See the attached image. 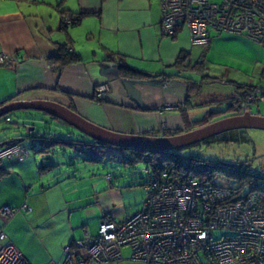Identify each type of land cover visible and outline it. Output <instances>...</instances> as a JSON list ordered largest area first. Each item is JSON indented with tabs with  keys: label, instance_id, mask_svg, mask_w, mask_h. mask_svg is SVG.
<instances>
[{
	"label": "crops",
	"instance_id": "crops-1",
	"mask_svg": "<svg viewBox=\"0 0 264 264\" xmlns=\"http://www.w3.org/2000/svg\"><path fill=\"white\" fill-rule=\"evenodd\" d=\"M70 13L83 15L78 23L62 27L61 15ZM160 24L159 0H0V53L11 56V61L0 63V101L10 97L56 101L97 125L122 133H158L164 123L179 124L176 114L164 112L160 106L165 99L176 105L186 98H178L156 86L136 85L146 102L139 107L118 91L116 72H102L103 63L120 62L145 73H177L173 64L181 53L190 61L194 56L205 62L206 51L222 34L211 31L207 44L196 45L191 43L184 25L168 36L163 34ZM62 45L77 54L78 59L58 69L50 58L58 55ZM184 76L195 79L192 73ZM101 82H107L110 89L98 100L93 92ZM236 87L233 96L240 93L239 84ZM26 131L28 138L45 143L37 137L38 132L33 136L34 130L30 134L27 128ZM27 137L18 134L3 139V142L17 141L27 154L21 161L2 162L0 190H7L9 182L15 183V190L0 197V205L17 206L25 201L32 210L17 212L9 219L0 217V228L32 264L61 263L62 247L83 237H76L71 226L67 208L70 200L62 187L66 181L60 183L61 178L57 177L50 181L47 176L54 171L39 173L35 156L33 173L38 177L34 175L37 179L29 181L34 186H27V179L23 178L28 168ZM56 179L59 181L55 182ZM37 183L40 187L36 194L40 198L35 202L27 190ZM43 185L48 187L41 189ZM21 190L26 193L21 194ZM39 199L45 201L42 207ZM128 259L131 260L129 256L122 257L116 264H128L125 263Z\"/></svg>",
	"mask_w": 264,
	"mask_h": 264
},
{
	"label": "rangeland",
	"instance_id": "rangeland-1",
	"mask_svg": "<svg viewBox=\"0 0 264 264\" xmlns=\"http://www.w3.org/2000/svg\"><path fill=\"white\" fill-rule=\"evenodd\" d=\"M212 1L219 2L220 0ZM213 36H215L214 33ZM219 37L220 38L215 40V43L206 51V61L203 62V64H195V66H193L196 59L192 56L193 60L192 62H188V64L185 59H180L178 65L173 64V66L177 68V74L179 76H177L176 73L168 74L166 72H160L161 75H159L158 78L161 80L163 86L166 85L168 80L172 77L185 82L186 99L184 98L185 100L176 105L171 99L163 100L160 106L161 110L171 115L176 114L177 118L180 119L179 124H174L173 126L164 123L160 126V129L157 130L158 133L151 132L147 133V135L181 134L192 129L203 127L219 119L228 116L242 115L244 113L264 116V93H259L262 89L259 90L257 88L262 85V83L259 82L261 81V78H259V71L264 67V44L246 35L230 33L228 31H222ZM190 73H192L195 79L184 76ZM262 78H264V76H262ZM101 84H103L105 88L107 87V89L104 95L98 100L103 99L110 89L107 82H101L97 85L101 86ZM237 84L252 85V87H249L248 93L240 97L241 102L240 100H235V96L238 94L234 96L231 94L237 89ZM231 97H233L235 105L236 103H240L236 108H233L234 105L233 107L229 106L231 111H229L228 115H224L226 112L222 113L221 110L226 108L225 102H229L228 100H230ZM257 99H259V101ZM212 109L215 110V113L207 116L209 119L207 122L198 126L194 123L191 124V119L202 117L206 119L205 116L208 114L207 112ZM5 115L9 118L8 121L5 120ZM33 126L35 128L34 132L32 129ZM171 126H173V128H170ZM26 128L29 130L28 134L33 132V136L34 134L37 135L38 132L39 134L37 137L48 136L49 133L60 135V137L64 139H79V135L84 136L80 131L67 123L35 109L12 110L0 116V140L18 134L27 137ZM233 130H239L240 134L238 135L242 138H218L221 134L218 133L191 145L175 149V151H178L182 155H198L212 162L221 164L248 163L250 165L248 174L257 179L258 187H264V128L244 127ZM25 140V146L28 151V157L25 159V162H27L28 168L25 170L23 178L27 179V186H34V184L29 182L31 179H37L38 177L36 175L37 173H33L36 168V166H33V156L37 157L38 166H41L42 162L52 163V160L39 158V156L45 157V154H39L41 153L39 150L41 146H43L41 142H36L37 140L32 139V137H27ZM54 145L49 146V148H52ZM106 152L110 153L112 150L108 148ZM46 153L48 158L54 157L58 164L55 171L50 173L47 177H53L51 178L52 180H50L53 181L56 178L54 176L56 173L57 177L61 178L60 183L66 181V183L62 184L64 185L62 187L65 191L67 200H70V203L67 204V208L70 210V222L72 228H74L73 231L76 237H83L85 232L94 234L97 230L99 220L105 212H109L110 216L123 218L142 208L145 192L149 191L144 187L145 185H143V180L145 178L144 169L147 168L150 171L143 163L124 165L118 161L119 157L116 155H100L98 160H84L82 156H76V153L71 148L66 149L65 152L59 149H51ZM3 161L0 162V174ZM164 173L166 172H162L161 176L158 177V180H162V182L157 186H163L162 184L167 181V177H163ZM107 174L111 175V183L114 186H109L106 177ZM171 177L177 178L172 175ZM215 177L216 185H211L209 182L207 184L201 183L197 179L194 180L206 187L218 186L228 189L230 191L228 192L229 197L223 199L218 204L220 205L226 202L234 206L237 203H235V201L238 200L239 202L241 198L234 197L231 189L227 186L236 187L238 184L237 180L230 179L225 173ZM189 179L193 178H182L179 181H190ZM6 186L7 190H0V197L5 195L8 196L10 192L15 190L14 182H9ZM39 187L37 183L35 188L31 187L27 190V195L32 196L33 199L35 198V202H38L37 198H40V196L36 194ZM25 189L24 187V190ZM247 189V187H244L242 193H245ZM24 192L25 191L21 190V194H24ZM34 194L36 195L34 196ZM39 200H41V206L45 201L42 202V199ZM26 212H28V210H26ZM31 213L32 212H30V214ZM11 217L13 216H10V218ZM76 241L77 240H74L72 244L64 245L63 247L69 246L71 249L74 247L78 248V246L75 245ZM17 249L20 251L19 248ZM129 252V248L125 247L123 249V257L128 258L129 255L127 253ZM20 253L24 256L21 251ZM119 261H121V259ZM126 262H128V264H145L142 260L139 261L132 258L131 260L128 259V261H125V263Z\"/></svg>",
	"mask_w": 264,
	"mask_h": 264
},
{
	"label": "built area",
	"instance_id": "built-area-1",
	"mask_svg": "<svg viewBox=\"0 0 264 264\" xmlns=\"http://www.w3.org/2000/svg\"><path fill=\"white\" fill-rule=\"evenodd\" d=\"M159 2L165 35H174L184 25L196 45L207 44L211 31L244 34L264 44V0ZM60 21L66 26L72 22L67 14ZM7 61L11 56L0 53V63ZM257 88L264 93V86ZM106 89L97 85L94 97L99 99ZM26 154L17 141L0 145V162L20 161ZM144 172V187L149 191L140 210L123 218L104 215L94 234L87 232L75 242L78 248L63 247L61 263L47 264H115L125 247L130 258L145 264H264V207L258 205L254 193L235 201L234 206L219 205L229 197L228 189L206 187L194 179L181 182L167 173L163 174L167 181L157 186L162 180L147 168ZM16 211L0 206V217L9 219ZM0 264H31L1 230Z\"/></svg>",
	"mask_w": 264,
	"mask_h": 264
},
{
	"label": "trees",
	"instance_id": "trees-1",
	"mask_svg": "<svg viewBox=\"0 0 264 264\" xmlns=\"http://www.w3.org/2000/svg\"><path fill=\"white\" fill-rule=\"evenodd\" d=\"M67 15L71 17V21H72L71 25H74L80 21L83 13H75V14L70 13ZM60 25L62 27H68L66 25H63L62 23ZM58 50H59L58 55L50 58L51 62L56 63L57 65L56 67L58 69H61L62 66H64L65 64L78 59V55L73 52H70L67 47L66 48L64 47V45L59 46ZM185 57H186V54L181 53L180 56L177 57L174 65H178L179 60L180 59L183 60ZM186 60H188L187 57L185 61ZM117 62L118 61H116V63ZM188 62H192V61L188 60L187 64ZM117 64L120 66L119 72L121 73L122 76L135 77V78H140V77L147 78L146 73L138 68H135L130 65L122 64V63L120 64V62H118ZM195 64L196 65L203 64L202 59L200 58L196 60L195 63H193V66H195ZM261 70H262L261 77H260L261 81L259 82H261L262 86H264V78H262V76H264V67H262ZM177 76L179 75L177 74ZM249 87H252V85L239 84L238 91L240 90L239 91L240 93L237 96H235V100L239 101L242 95H246V93H248L249 91L248 90ZM11 99H13V97L0 101V106L6 102H9ZM233 100H234L233 97H231L230 100H228L229 102H225L226 108L221 110L222 113L226 112L224 115L229 114V111H231L230 107H233L234 105L233 108H236L237 105L241 102L240 100V102L236 103L235 105ZM207 113L208 114H206L205 116L206 119L204 117L198 118V119H191V124L194 123L197 126L204 124L205 122L209 120L207 116L209 114L210 115L214 114L215 110L213 109L209 110ZM5 117L7 116L5 115ZM53 118H56V117H53ZM32 129L35 130V128H32ZM239 132H240L239 130H231V131L229 130L227 132L221 133L220 136H218V138L220 137L228 138L229 137V139H239V138H242L241 136L238 135L240 134ZM82 135L84 134L82 133ZM41 138L45 140V143L43 144V147L41 148V151L43 152V154H45V157H42V158L51 159L52 163L42 162L41 166H38L39 173L41 172L45 174L47 172L55 171V168L58 165L54 157H51V158L47 157L46 152H49L51 149L52 150L59 149L65 152L66 149L71 148L76 153V156L78 157L82 156L84 160H98L100 155H109V156L116 155L117 157H119L118 161L123 163L124 165L143 163L145 167H148L150 169L151 173H153L156 178L160 177L162 172H166L168 175L177 177V179L179 180L182 178L189 177V178L197 179L201 183L207 184L209 182L211 185H216L215 176L225 173L227 176L230 177V179H235L238 182L236 187L227 186L228 188L231 189L232 193L234 194V197L244 198L248 194L254 193L257 196L259 205L261 207H264V187H261V186L258 187L257 179H255L253 176H250L248 174L249 172L248 168L250 166L248 163H245V164H224L222 163L221 164V163L212 162L198 155H182L178 151H175V150L156 151V150L145 149V148L111 146V145H108V144H105L99 141H95L86 135L84 136L79 135L78 136L79 139H69V138L64 139L63 137H60V135L49 133L48 136H42ZM3 143L5 142H3V139H1L0 145ZM51 145H54V146L52 148H49V146ZM107 147L111 149L112 152L107 153L106 152L108 149ZM53 154H56V153H53ZM4 160H7V159H4ZM54 176L57 177V174L55 173ZM144 176L145 178L143 180V185H145V183L147 182L146 174ZM106 177L109 182V186H113V184L111 183V175L107 174ZM58 181H59L58 179L55 180V182H58ZM46 187H48V185L47 186L43 185L41 186V189H45ZM244 187H247L248 189L245 193H242V190ZM3 205H6V204H2L0 206H3ZM22 205H25L29 207L30 209L29 210L27 208L23 209L21 207ZM7 206L16 208L17 210L16 213L20 211L26 212V210L28 211L32 210L31 206L25 201L17 206H11V205H7ZM104 215H110V214H108L107 212ZM104 215H102L101 218ZM0 230L4 232L2 228H0ZM74 240L75 239L71 240L66 245L72 244ZM78 240H82V238ZM62 255H63V247H62Z\"/></svg>",
	"mask_w": 264,
	"mask_h": 264
},
{
	"label": "water",
	"instance_id": "water-1",
	"mask_svg": "<svg viewBox=\"0 0 264 264\" xmlns=\"http://www.w3.org/2000/svg\"><path fill=\"white\" fill-rule=\"evenodd\" d=\"M119 67L120 66L115 63H103L102 72H116L118 91L126 95L139 107H144L146 102L143 100L141 92L136 85L146 84L156 86L181 99H184L186 96V85L177 78H170L168 83L163 86L161 80L158 78V76L161 75L160 73H146L148 78L128 77L119 74ZM18 109H35L42 111L74 127L89 138L111 146L145 148L157 151L175 150L199 142L218 133L237 128H264V116L244 113L242 115L228 116L203 127L176 135L157 136L122 133L97 125L82 117L68 106L46 99L11 100L0 106V116Z\"/></svg>",
	"mask_w": 264,
	"mask_h": 264
},
{
	"label": "bare ground",
	"instance_id": "bare-ground-1",
	"mask_svg": "<svg viewBox=\"0 0 264 264\" xmlns=\"http://www.w3.org/2000/svg\"><path fill=\"white\" fill-rule=\"evenodd\" d=\"M262 71V70H261ZM262 89V88H261ZM258 92H259V90H258ZM259 93H262V91H260ZM258 101H259V99H257ZM259 115V114H258ZM238 129V128H237ZM257 197V196H256ZM257 203H258V200H257ZM258 205H259V203H258ZM260 206V205H259ZM122 259V258H121Z\"/></svg>",
	"mask_w": 264,
	"mask_h": 264
}]
</instances>
